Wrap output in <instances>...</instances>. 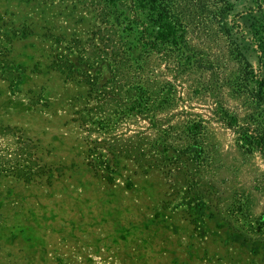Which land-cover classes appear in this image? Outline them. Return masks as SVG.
Listing matches in <instances>:
<instances>
[{"label": "rangeland", "instance_id": "obj_1", "mask_svg": "<svg viewBox=\"0 0 264 264\" xmlns=\"http://www.w3.org/2000/svg\"><path fill=\"white\" fill-rule=\"evenodd\" d=\"M137 6L0 0V264H264V0Z\"/></svg>", "mask_w": 264, "mask_h": 264}, {"label": "trees", "instance_id": "obj_2", "mask_svg": "<svg viewBox=\"0 0 264 264\" xmlns=\"http://www.w3.org/2000/svg\"><path fill=\"white\" fill-rule=\"evenodd\" d=\"M109 1L111 2L112 5L117 7V6H121L124 0H109ZM130 1L134 4H138L140 10L141 7H143V5L144 7L145 5L148 7L146 9L148 10L151 24L156 29L155 32L156 40L163 43H170L173 45H177L176 41L179 38L177 36L178 31L176 30L172 22L168 20L166 12L160 10V8L158 7V2L160 0H147V2L144 0L142 4H141V0H130ZM132 17L135 18L136 21L135 23H139L137 12H135V14H133ZM256 146L261 149L260 151L264 155V148H262L264 147V138L260 139L258 137Z\"/></svg>", "mask_w": 264, "mask_h": 264}]
</instances>
